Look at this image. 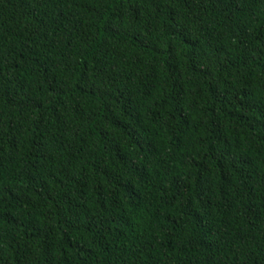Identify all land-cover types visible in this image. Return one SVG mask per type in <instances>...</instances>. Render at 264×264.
<instances>
[{
	"label": "trees",
	"instance_id": "16d2710c",
	"mask_svg": "<svg viewBox=\"0 0 264 264\" xmlns=\"http://www.w3.org/2000/svg\"><path fill=\"white\" fill-rule=\"evenodd\" d=\"M0 264H264V0H0Z\"/></svg>",
	"mask_w": 264,
	"mask_h": 264
}]
</instances>
